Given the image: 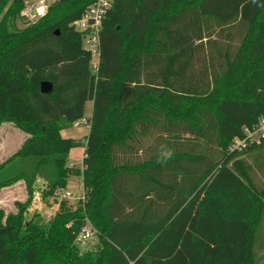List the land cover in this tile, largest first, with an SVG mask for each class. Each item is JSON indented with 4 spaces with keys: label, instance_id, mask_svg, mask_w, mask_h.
Segmentation results:
<instances>
[{
    "label": "trees",
    "instance_id": "16d2710c",
    "mask_svg": "<svg viewBox=\"0 0 264 264\" xmlns=\"http://www.w3.org/2000/svg\"><path fill=\"white\" fill-rule=\"evenodd\" d=\"M27 1L0 0V126L28 135L0 190L29 196L0 210V264H255L264 181L241 157L264 146L230 147L264 116V0H114L96 71L74 26L96 0H56L34 23ZM88 102L87 137L64 138ZM75 176L76 204L27 219L35 181L45 202ZM87 220L96 250L78 246Z\"/></svg>",
    "mask_w": 264,
    "mask_h": 264
},
{
    "label": "rangeland",
    "instance_id": "374dc122",
    "mask_svg": "<svg viewBox=\"0 0 264 264\" xmlns=\"http://www.w3.org/2000/svg\"><path fill=\"white\" fill-rule=\"evenodd\" d=\"M26 11V10H24ZM22 11L23 22L31 21V23L36 22V20H30ZM22 21H19V26L23 25ZM95 60L93 61V63ZM93 111V102H88L85 108V116L86 120H89L92 116ZM10 124V123H4ZM8 126V125H7ZM89 127L86 125L82 126H73L65 131H63L64 138H75L84 140L89 132ZM28 135L21 131L20 129H16L12 134L7 135L6 139H3V136L0 131V146L3 147L2 154L8 155L9 152L20 148ZM10 157V156H9ZM8 157V158H9ZM7 158V159H8ZM69 164L72 167L81 169L83 167V158H84V148L77 147L71 151L69 157ZM246 166L248 167L249 175L251 180L257 187H261L264 181V149L253 150L252 152L244 154L242 157ZM4 159L1 161L2 163L7 160ZM0 162V164H1ZM42 182L40 180L35 181L34 188L35 193L33 195V201L27 209V219L31 218V216L35 212H41L42 214L51 216L54 213V209L58 208L59 202L62 200L59 194H56V198L49 199L48 201H43L41 197V189ZM64 193L70 192L72 194V198L67 199L69 204H76L83 196V182L82 178L79 176L71 177L67 183V186L63 190ZM28 189L25 182L21 181L14 184L11 187L4 188L0 190V210L4 211L5 215L16 213L19 210L18 204H23L28 200ZM51 204V205H49ZM99 239L97 235H94L91 239L87 240V242H78V246L81 250H96L99 248ZM254 255H255V264H264V216L261 221V224L257 231V237L254 245Z\"/></svg>",
    "mask_w": 264,
    "mask_h": 264
},
{
    "label": "built area",
    "instance_id": "2783aa9c",
    "mask_svg": "<svg viewBox=\"0 0 264 264\" xmlns=\"http://www.w3.org/2000/svg\"><path fill=\"white\" fill-rule=\"evenodd\" d=\"M55 1L56 0H28L24 9L26 10L24 11V14L30 20H39L45 14H47L50 5ZM113 3L114 0H96L87 9L83 16L74 23L76 29L84 32L85 34L84 47H86L85 49L92 54L93 61L95 60L94 63L92 62L94 71L97 70L99 65L100 31L103 20L105 16H107V12L112 8ZM75 125L77 127L82 125L87 126L88 121L86 119H82L76 122ZM251 145L264 146V116L260 118L255 126L251 128H245V137L243 139L234 140L230 150L241 151L247 146ZM58 194L61 196L62 200L72 198V194H70V192L64 193L63 190H61L58 192ZM94 235H97V231L94 228V225H92L90 221L87 220L79 232L78 241L87 242V240L91 239Z\"/></svg>",
    "mask_w": 264,
    "mask_h": 264
},
{
    "label": "crops",
    "instance_id": "0c3cea01",
    "mask_svg": "<svg viewBox=\"0 0 264 264\" xmlns=\"http://www.w3.org/2000/svg\"><path fill=\"white\" fill-rule=\"evenodd\" d=\"M85 119V118H84ZM8 125V126H7ZM76 126V125H74ZM88 126V125H87ZM89 127V126H88ZM90 128V127H89ZM17 129L16 126H14L13 124H2L0 126V131H1V134L3 136V139H6V136L7 135H10L12 134L15 130ZM91 129V128H90ZM89 129V130H90ZM67 130V129H66ZM65 131V130H63ZM63 131L61 132V135L64 137L63 135ZM89 133V132H88ZM75 139V138H73ZM19 148L15 149V150H12L11 152L8 153V155H5V154H2L3 152V147L0 146V162L3 161L4 159H7L9 156H11L12 154H14ZM72 151V150H71ZM71 151H70V154H71ZM70 154H69V157H70ZM2 163V162H1ZM71 166V165H70ZM57 208H55L54 210H56ZM55 212V211H54Z\"/></svg>",
    "mask_w": 264,
    "mask_h": 264
},
{
    "label": "clouds",
    "instance_id": "9594fccd",
    "mask_svg": "<svg viewBox=\"0 0 264 264\" xmlns=\"http://www.w3.org/2000/svg\"><path fill=\"white\" fill-rule=\"evenodd\" d=\"M173 153L171 151H166L161 154L160 157H158L157 162L158 163H166L168 160L172 158Z\"/></svg>",
    "mask_w": 264,
    "mask_h": 264
},
{
    "label": "water",
    "instance_id": "95a60500",
    "mask_svg": "<svg viewBox=\"0 0 264 264\" xmlns=\"http://www.w3.org/2000/svg\"><path fill=\"white\" fill-rule=\"evenodd\" d=\"M53 89V85L50 82H43L41 85L42 93H49Z\"/></svg>",
    "mask_w": 264,
    "mask_h": 264
}]
</instances>
